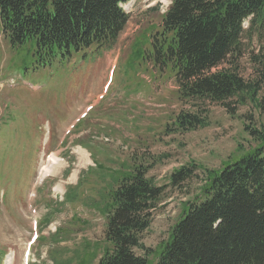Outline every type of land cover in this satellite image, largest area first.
Wrapping results in <instances>:
<instances>
[{
	"label": "rangeland",
	"instance_id": "rangeland-1",
	"mask_svg": "<svg viewBox=\"0 0 264 264\" xmlns=\"http://www.w3.org/2000/svg\"><path fill=\"white\" fill-rule=\"evenodd\" d=\"M168 3L131 0L124 6L129 15L124 31L102 55L42 61L33 42L12 49L0 33V264H55L50 256L54 249H64L69 262L80 261L86 245L103 248L107 217L100 200L105 203L116 186V177L104 175L121 162L124 174L117 182L136 163L163 190L143 235L145 246L154 249L168 238L183 204L199 193L204 171L220 170L255 147L247 130L264 131V114L253 104L241 106L233 116L218 103H182L171 72L135 57L133 42L160 26ZM248 25L246 21L245 29ZM263 47L264 37L247 34L238 65L247 81L255 74L250 58ZM111 70L105 99L93 105L86 119L76 121L83 106L104 94ZM127 77L135 80L131 93L123 88ZM180 112H207L208 117L197 129L177 131L173 122ZM73 125L74 132L65 137ZM53 151L62 166L46 179L40 174L41 181L40 166L48 161L42 156ZM183 167L196 168L193 179L174 187L171 177ZM34 222L39 239L27 263Z\"/></svg>",
	"mask_w": 264,
	"mask_h": 264
},
{
	"label": "trees",
	"instance_id": "trees-1",
	"mask_svg": "<svg viewBox=\"0 0 264 264\" xmlns=\"http://www.w3.org/2000/svg\"><path fill=\"white\" fill-rule=\"evenodd\" d=\"M129 1L0 0V33L12 49L33 42L42 61L102 55L124 31L129 15L121 5ZM171 2L160 26L133 42L135 57L174 74L185 104L218 103L234 116L251 103L264 114V47L250 58L252 80L238 68L247 34L250 39L264 37V0ZM207 117V112H180L173 126L186 132L204 125ZM247 131L255 147L220 170L204 171L199 193L183 204L168 238L156 248H147L143 235L163 190L135 163L132 173L116 180L108 193L103 248L86 245L84 259L70 262L64 249H54V263L264 264V131ZM195 170L181 168L172 175V185L193 179Z\"/></svg>",
	"mask_w": 264,
	"mask_h": 264
},
{
	"label": "bare ground",
	"instance_id": "bare-ground-1",
	"mask_svg": "<svg viewBox=\"0 0 264 264\" xmlns=\"http://www.w3.org/2000/svg\"><path fill=\"white\" fill-rule=\"evenodd\" d=\"M78 154H80L82 160H85L86 155L84 152L79 151ZM49 156L46 157L47 158L46 160H48L47 163L46 161H43L40 166L39 173L42 175V177L50 176L51 173H54L60 166H62V161L60 160V157L58 154L52 153Z\"/></svg>",
	"mask_w": 264,
	"mask_h": 264
}]
</instances>
